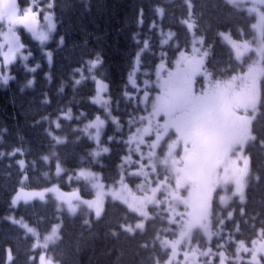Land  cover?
Returning a JSON list of instances; mask_svg holds the SVG:
<instances>
[{"label":"trees","instance_id":"16d2710c","mask_svg":"<svg viewBox=\"0 0 264 264\" xmlns=\"http://www.w3.org/2000/svg\"><path fill=\"white\" fill-rule=\"evenodd\" d=\"M35 1L52 3L57 31L48 44L51 62L40 44L21 31L33 51L31 63L37 67L29 70L17 62L11 82H0V264H39L34 238L11 220L13 216L28 221L40 234L62 221L59 240L48 248L56 264L164 263L170 249L163 240L175 236L164 211H153L144 229L131 233L124 226L136 223L138 217L119 202L107 201L102 216L87 222V212H61L53 198L57 189L72 185H78L87 197L93 195L85 177L70 180L79 171L100 173L107 186L120 179L125 140L114 139L108 143L109 152L99 154L82 128L103 112L92 100L94 79L108 83L113 110L123 120L128 109L131 114L138 109L126 92L132 89L129 79L140 51L146 49L140 56L143 69L153 70L162 52L172 64L179 50H190L192 33L187 22L191 21L194 33L204 38L209 50L206 71L215 82L224 81L243 65L234 59L222 34L251 39L256 18L229 0ZM29 2L19 0L22 6ZM158 7L163 8L161 19ZM158 22L174 36L161 34ZM106 128V134L114 133L113 123ZM251 133L246 147L250 158L246 201L243 211L238 208L230 221L231 228L239 225L238 236L264 234V76ZM21 188L42 193L35 200L14 201Z\"/></svg>","mask_w":264,"mask_h":264},{"label":"rangeland","instance_id":"374dc122","mask_svg":"<svg viewBox=\"0 0 264 264\" xmlns=\"http://www.w3.org/2000/svg\"><path fill=\"white\" fill-rule=\"evenodd\" d=\"M229 1L256 18L253 38L240 40L230 33L221 36L234 56L246 62L245 70L214 82L205 69L208 47L204 38L194 33L193 22L188 21L192 33L190 50H179L172 64L162 52L163 58L156 67L146 70L140 66V56L146 49L137 56L129 79L132 89L126 92L138 104L132 115L120 120L113 110L108 83L95 78L92 100L103 114L87 122L84 130L96 144V152L102 154L109 152L108 143L122 137L120 132L125 134L127 127L134 128L126 136L127 166L117 185L106 186L101 174L94 171L71 175L70 180L85 177L91 182L90 197L82 194L78 185L57 189L53 194L61 212H87V222L102 216L107 201H119L140 218L135 225L126 226L130 231L145 227L152 207L164 208L177 233L174 238L163 240L170 255L162 264H264V235L251 242L236 240L229 224L235 219L237 208L243 211L246 201L250 173L246 147L252 140L264 76V0ZM158 14L161 19L162 7H158ZM155 25L161 34L174 36L160 22ZM21 31L40 44L51 62L53 54L48 44L57 31L52 3L41 5L31 0L22 6L19 0H0L3 85L14 78L15 63L21 62L29 70L37 67L31 63L33 51L23 41ZM150 40L149 36L145 43ZM204 112L215 120L206 124ZM108 122L114 123V133L106 134ZM40 191L21 188L13 200H35ZM11 220L34 238L35 248L40 250L39 264H56L48 248L60 238L61 220L45 234L21 217L13 216Z\"/></svg>","mask_w":264,"mask_h":264},{"label":"bare ground","instance_id":"6f19581e","mask_svg":"<svg viewBox=\"0 0 264 264\" xmlns=\"http://www.w3.org/2000/svg\"><path fill=\"white\" fill-rule=\"evenodd\" d=\"M86 134H87V136H88L89 138H91V137L89 136V132L86 131ZM91 139H92V138H91Z\"/></svg>","mask_w":264,"mask_h":264}]
</instances>
